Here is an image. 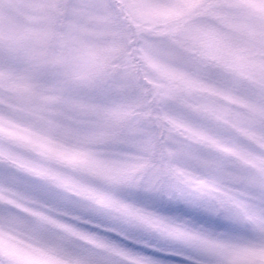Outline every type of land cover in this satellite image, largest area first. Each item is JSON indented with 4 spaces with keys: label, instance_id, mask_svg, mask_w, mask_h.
<instances>
[{
    "label": "snow or ice",
    "instance_id": "obj_1",
    "mask_svg": "<svg viewBox=\"0 0 264 264\" xmlns=\"http://www.w3.org/2000/svg\"><path fill=\"white\" fill-rule=\"evenodd\" d=\"M0 264H264V0H0Z\"/></svg>",
    "mask_w": 264,
    "mask_h": 264
}]
</instances>
